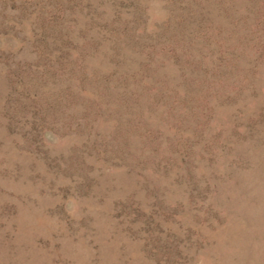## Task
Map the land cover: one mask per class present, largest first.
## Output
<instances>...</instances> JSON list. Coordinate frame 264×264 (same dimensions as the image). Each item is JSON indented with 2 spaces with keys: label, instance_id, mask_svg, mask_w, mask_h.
Wrapping results in <instances>:
<instances>
[{
  "label": "rangeland",
  "instance_id": "374dc122",
  "mask_svg": "<svg viewBox=\"0 0 264 264\" xmlns=\"http://www.w3.org/2000/svg\"><path fill=\"white\" fill-rule=\"evenodd\" d=\"M0 264H264V0H0Z\"/></svg>",
  "mask_w": 264,
  "mask_h": 264
}]
</instances>
